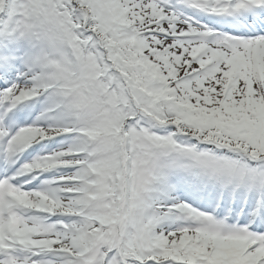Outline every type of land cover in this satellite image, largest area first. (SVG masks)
<instances>
[{
	"label": "snow or ice",
	"instance_id": "snow-or-ice-1",
	"mask_svg": "<svg viewBox=\"0 0 264 264\" xmlns=\"http://www.w3.org/2000/svg\"><path fill=\"white\" fill-rule=\"evenodd\" d=\"M0 264H264V0H0Z\"/></svg>",
	"mask_w": 264,
	"mask_h": 264
}]
</instances>
